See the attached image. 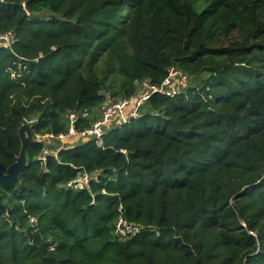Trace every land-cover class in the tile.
Instances as JSON below:
<instances>
[{
    "label": "trees",
    "instance_id": "16d2710c",
    "mask_svg": "<svg viewBox=\"0 0 264 264\" xmlns=\"http://www.w3.org/2000/svg\"><path fill=\"white\" fill-rule=\"evenodd\" d=\"M0 264H264V0H0ZM153 93L99 146L108 96ZM83 140L78 142L77 140ZM56 143V145H54ZM55 152L57 155H55ZM82 172L90 187L68 185ZM120 216L142 232L115 233Z\"/></svg>",
    "mask_w": 264,
    "mask_h": 264
},
{
    "label": "built area",
    "instance_id": "2783aa9c",
    "mask_svg": "<svg viewBox=\"0 0 264 264\" xmlns=\"http://www.w3.org/2000/svg\"><path fill=\"white\" fill-rule=\"evenodd\" d=\"M0 39L6 41L7 43H11L13 40V32L8 31L0 36ZM176 76H182L183 73L180 70L172 67L170 68L169 75L165 78L162 85L156 86L152 85L150 82L146 81L143 83V89L133 96L125 97L119 100H114L109 97L100 107V115L98 118L94 119L91 125L84 129L83 131L77 130V122L81 116H85L86 113H82L79 111H69L68 116L70 119V126L68 133H62L59 136L54 134H46V135H36V139L38 141H48V146H46L44 152L39 155L38 159L42 163L47 162V158L50 155V149L52 146V142L54 140H60L62 142L64 139L68 137H88L94 139L95 142L102 146L104 143V136L106 132L112 127V123L114 121H120V124L126 123L130 121L132 118H136L140 115V108L142 105L152 96L153 93H161L165 95H172V91L166 89L168 85L172 84L173 79ZM187 78V77H186ZM129 109L128 118L126 119L125 111ZM34 120H28L27 124H31ZM55 155L57 153L55 152ZM96 176V174H90L87 172H82L77 178L73 179L68 183L69 186L77 188V189H86L90 187L91 179ZM142 232V228L130 222L123 216H120L115 225V233L122 238H127L129 236L138 235Z\"/></svg>",
    "mask_w": 264,
    "mask_h": 264
},
{
    "label": "water",
    "instance_id": "95a60500",
    "mask_svg": "<svg viewBox=\"0 0 264 264\" xmlns=\"http://www.w3.org/2000/svg\"><path fill=\"white\" fill-rule=\"evenodd\" d=\"M19 134L22 140V150H21L18 160L7 168L0 161V180L3 182H10V181L18 179L19 173L23 171L28 164L27 155H26L28 136L29 137L32 136L33 138L30 125L23 124L19 130Z\"/></svg>",
    "mask_w": 264,
    "mask_h": 264
},
{
    "label": "rangeland",
    "instance_id": "374dc122",
    "mask_svg": "<svg viewBox=\"0 0 264 264\" xmlns=\"http://www.w3.org/2000/svg\"><path fill=\"white\" fill-rule=\"evenodd\" d=\"M192 81H194V80H192ZM192 81H190V80L187 79L186 77L176 76V77L173 79L172 84H171V85H168V86L166 87V89L169 90L170 92H171V91L173 92V90L178 91V89H179V91H180V90L186 88L187 86H189V84H191ZM142 89H143V88H142ZM128 112H129V109H127V110L125 111V113H126V119L128 118V117H127L128 114H129ZM99 115H100V110H99V112H98V117H99ZM119 122H120V121H114V122L112 123V127L115 126V125H120V124H118ZM77 141L80 142V141H83V140H82V139H81V140L79 139V140H77ZM54 145H56V143H54Z\"/></svg>",
    "mask_w": 264,
    "mask_h": 264
}]
</instances>
